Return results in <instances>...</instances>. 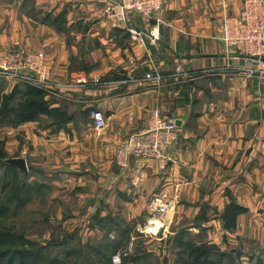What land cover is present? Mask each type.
<instances>
[{"label":"crops","instance_id":"1","mask_svg":"<svg viewBox=\"0 0 264 264\" xmlns=\"http://www.w3.org/2000/svg\"><path fill=\"white\" fill-rule=\"evenodd\" d=\"M115 1L0 0V15L8 21L0 28V48L24 39L7 35L18 22L31 26L32 15H60L55 24L39 23L37 30L49 33L48 39H24V44L34 41L35 47L53 49L54 81L65 82L67 73L79 67L75 63L86 60L99 65L87 73L90 78L115 82L49 94L52 109H59V99L80 104L81 110L73 106L66 113L82 116L69 119L49 140L33 139L35 150L41 145L38 156L60 170L55 185L89 192L79 197L84 205L91 197L104 208L128 206L138 215L154 195L172 197L177 191L174 222L186 219L197 243L229 253L230 264H264V76L241 72L242 60L234 59L237 50L226 48L219 38L222 17L237 15L245 0H163L156 45L146 38L156 24L153 18L131 13L126 27L107 26L101 10ZM129 29L144 35L133 39ZM110 48L112 52L106 50ZM177 66L183 71L178 77ZM256 67L264 69V62ZM208 69L215 72L202 73ZM90 108L104 114L103 130L88 118ZM154 108L177 125L165 170L151 161L115 165L114 148L144 129ZM59 160H65L67 169H60ZM230 204L244 210L234 228L225 230L222 216ZM104 208L99 215L106 216Z\"/></svg>","mask_w":264,"mask_h":264},{"label":"rangeland","instance_id":"2","mask_svg":"<svg viewBox=\"0 0 264 264\" xmlns=\"http://www.w3.org/2000/svg\"><path fill=\"white\" fill-rule=\"evenodd\" d=\"M117 1L105 4L101 10L102 19L111 29L115 28H112L106 19L104 8L110 4H113L110 6H115ZM162 10L153 13L152 18L155 17L153 20L156 24L151 27L158 26L160 23L157 15ZM59 16L51 18L47 14L32 15L31 26L23 27L21 22H18L17 29L10 30L7 35H16L29 40L39 37L38 41L43 42L48 39L49 33L40 34L37 30L39 23H44L46 20L47 24L51 22L55 24ZM144 19L151 18L144 17ZM3 22L8 23L0 15V28ZM221 23L222 19L219 22V29ZM142 35L144 34L141 33ZM24 39L13 41L8 45L6 43L4 48H0V56L8 57L14 53L19 62L23 60L28 63L30 60H26L23 54L31 51L42 54L41 58L50 69L49 80L55 84L70 83V76L73 78L72 76L83 73L90 80L94 78L99 80V84L94 87L115 84L110 79L90 78L88 74L97 70L99 65L98 62L90 64L86 60L75 63V66L79 65L78 68L71 69L74 66L70 67L71 70L67 73L65 82H56L54 80L57 78L53 74L56 63L54 57L51 56L53 49L50 50L49 45L35 47L34 41L24 44ZM106 50L113 51L112 48ZM232 50H237V48H232ZM236 57L244 64L240 53ZM256 65L248 67L252 70L251 72L254 71L252 75L260 73V70L255 71L258 70ZM208 70H203L202 73H212ZM243 73L249 74L248 72ZM129 81L139 83L140 80L130 78ZM72 82L73 87H68V89L72 90L77 86L73 79ZM84 88L76 87L75 90ZM36 91L40 94L37 95ZM53 98L45 90L0 78V256H4L1 255L3 253L13 257L14 264H19L20 261H24L25 264H184L191 261L188 252H193L196 258L197 248L202 244H208L206 242L197 243V236L195 238L189 235L191 229H188L190 224L188 225L186 219L178 220L176 223L179 224L175 225L174 210L180 201L177 191H174L172 197L162 194L154 195L148 201L144 211L139 213L140 215H135L128 206L118 207L115 204L106 205L104 208L101 204L97 205L92 202L91 197L89 198L91 203L86 202L87 205H84L79 202V199L89 192H83L81 187L82 191L77 188L66 189L54 184L56 173L60 170L55 169L57 166L50 159L38 156L41 145H38L35 150L32 140L37 138L49 140V136L62 129L69 119L81 118L82 113L79 116H68L66 113L68 108L77 106V109L81 110L82 107H79L80 104L69 102L65 104L56 99L59 109L62 110L52 109ZM91 109L96 108H90L88 113ZM161 113L165 116L162 111ZM114 150L112 159L114 164L119 166L114 158ZM17 155L19 156L16 157ZM7 158H23L27 165V174L21 173L13 166H5L3 161ZM59 161L60 169H67L65 160ZM168 161L169 158L164 164L156 161L158 170L164 171ZM155 203L159 206L164 205L166 213L155 210L153 207ZM102 208L106 216L99 215ZM155 221H160V226L153 231L151 228L154 227ZM192 234L195 232L192 231ZM116 256L119 258L115 262ZM224 264H230V262L226 260Z\"/></svg>","mask_w":264,"mask_h":264},{"label":"built area","instance_id":"3","mask_svg":"<svg viewBox=\"0 0 264 264\" xmlns=\"http://www.w3.org/2000/svg\"><path fill=\"white\" fill-rule=\"evenodd\" d=\"M116 3H114L115 6H110L113 5L110 4L104 8L106 19L115 29L126 26L129 13H136L140 17L152 19L153 13L164 8L163 0H118ZM157 27V25L151 27L146 33V38L151 45H156L160 39ZM130 34L133 38L141 36L140 32L133 30H130ZM219 38L226 48H237V52L243 56L244 61L239 70L252 75L254 71L251 72L252 70L248 67L252 65L254 67L260 62H264V0H245L237 15L224 16L220 25ZM23 55L30 62L26 63L23 60L19 62L14 53L8 57L0 56V78L33 86L45 90L48 94H55L62 88L73 87L72 79L77 83L76 87L99 84L97 78L90 80L84 73L72 76L73 78L70 76V83H52L49 80L50 69L41 58L42 54L31 51ZM234 59H238V57ZM180 69L179 66L176 68V77L181 74ZM208 72L214 73L215 71L208 70ZM259 75L264 76V71L260 70ZM154 80L159 81L160 78L156 77ZM165 116L158 108L154 109L146 129L131 134L121 141L114 150V158L119 166L125 167L130 160L157 161L160 164L167 161L169 148L177 139V126L175 119ZM88 118L96 130L100 131L105 128V117L100 110L91 109ZM165 204L167 203L165 202ZM163 206H159L157 203L153 205L155 210L165 214L166 208ZM118 258L119 256H116L114 261H118Z\"/></svg>","mask_w":264,"mask_h":264},{"label":"trees","instance_id":"4","mask_svg":"<svg viewBox=\"0 0 264 264\" xmlns=\"http://www.w3.org/2000/svg\"><path fill=\"white\" fill-rule=\"evenodd\" d=\"M36 94L39 95L40 94L39 91H36ZM4 165L10 166L6 164ZM243 210H244L243 208L235 204H230L229 206H227L222 216L223 228L225 230H231L232 228H234L236 216L239 213L243 212ZM19 254L20 253H18V255ZM195 254H196V258L193 252L192 253L188 252V256L191 257V261L185 262L184 264H190V262L192 264H224V262L228 260L229 257L228 255L229 253L221 252L216 246L209 244L208 245L202 244L201 247L197 248ZM1 255L4 256H0V264H14L13 257H9L3 253ZM104 257L108 258V256H104ZM20 259L21 258H19V260ZM19 264H25V262L20 261Z\"/></svg>","mask_w":264,"mask_h":264},{"label":"water","instance_id":"5","mask_svg":"<svg viewBox=\"0 0 264 264\" xmlns=\"http://www.w3.org/2000/svg\"><path fill=\"white\" fill-rule=\"evenodd\" d=\"M4 164L15 167L23 174H27V165L23 158H7L4 161Z\"/></svg>","mask_w":264,"mask_h":264},{"label":"bare ground","instance_id":"6","mask_svg":"<svg viewBox=\"0 0 264 264\" xmlns=\"http://www.w3.org/2000/svg\"><path fill=\"white\" fill-rule=\"evenodd\" d=\"M154 224H155V225H153L154 227L151 228V230H153V231H155V230H157L159 228L160 221L159 222L158 221H155Z\"/></svg>","mask_w":264,"mask_h":264}]
</instances>
